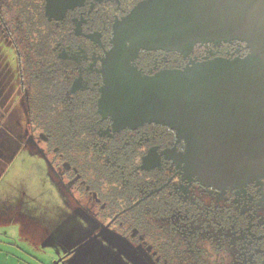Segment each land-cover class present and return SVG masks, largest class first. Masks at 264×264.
I'll return each mask as SVG.
<instances>
[{
    "label": "flooded vegetation",
    "instance_id": "flooded-vegetation-1",
    "mask_svg": "<svg viewBox=\"0 0 264 264\" xmlns=\"http://www.w3.org/2000/svg\"><path fill=\"white\" fill-rule=\"evenodd\" d=\"M246 2L0 0V178L29 142L143 264H264Z\"/></svg>",
    "mask_w": 264,
    "mask_h": 264
},
{
    "label": "rangeland",
    "instance_id": "rangeland-1",
    "mask_svg": "<svg viewBox=\"0 0 264 264\" xmlns=\"http://www.w3.org/2000/svg\"><path fill=\"white\" fill-rule=\"evenodd\" d=\"M97 224L57 179L46 159L26 142L0 178V237L11 236L34 264H55L91 237ZM58 264H143L104 233Z\"/></svg>",
    "mask_w": 264,
    "mask_h": 264
},
{
    "label": "water",
    "instance_id": "water-1",
    "mask_svg": "<svg viewBox=\"0 0 264 264\" xmlns=\"http://www.w3.org/2000/svg\"><path fill=\"white\" fill-rule=\"evenodd\" d=\"M241 9L248 19V30H250V32L256 33L259 37V45L263 53L262 59L264 62V0H247ZM105 231L106 230L104 228L101 229L99 232L93 234L69 253L79 250L83 246L104 234ZM61 260L62 258H60L58 261H55V264H58Z\"/></svg>",
    "mask_w": 264,
    "mask_h": 264
},
{
    "label": "crops",
    "instance_id": "crops-1",
    "mask_svg": "<svg viewBox=\"0 0 264 264\" xmlns=\"http://www.w3.org/2000/svg\"><path fill=\"white\" fill-rule=\"evenodd\" d=\"M16 247L19 248V245L13 237H0V264H34Z\"/></svg>",
    "mask_w": 264,
    "mask_h": 264
},
{
    "label": "trees",
    "instance_id": "trees-1",
    "mask_svg": "<svg viewBox=\"0 0 264 264\" xmlns=\"http://www.w3.org/2000/svg\"><path fill=\"white\" fill-rule=\"evenodd\" d=\"M73 250V249H72ZM72 250H70V248H66L65 250H64V252H63V256L61 257L62 258V260L61 261H63L69 254H71V253H69L70 251H72ZM73 253V252H72ZM60 262V261H59Z\"/></svg>",
    "mask_w": 264,
    "mask_h": 264
}]
</instances>
